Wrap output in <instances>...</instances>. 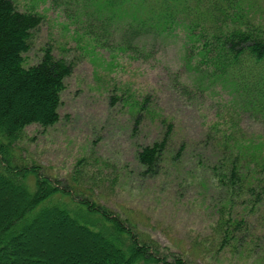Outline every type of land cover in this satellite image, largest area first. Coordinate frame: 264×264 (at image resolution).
Listing matches in <instances>:
<instances>
[{"label": "rangeland", "instance_id": "1", "mask_svg": "<svg viewBox=\"0 0 264 264\" xmlns=\"http://www.w3.org/2000/svg\"><path fill=\"white\" fill-rule=\"evenodd\" d=\"M15 2L20 10L43 16L33 31L30 50L24 53V65L37 63L46 49L74 65L62 91L59 122L48 128L27 127L17 153L63 185L73 177L93 189L83 191L158 240L165 261H174L172 252L192 264H259L256 252L254 257L249 251L243 256L229 251L211 256L216 245L209 237L215 232L216 213L212 190L206 189L208 170L197 163L201 154L205 157L201 163L210 162L205 133L219 114L229 111L231 91L225 81L193 69L185 32L177 26L149 32L145 27L130 47L126 28L142 11L114 10L102 0ZM148 94L151 104L175 127L160 172L154 176H143L137 153L167 125L147 117L139 125L129 106L130 99ZM243 124L251 132L264 133V124L253 117L245 115ZM177 157L179 162L174 161ZM15 202L13 193L0 189V214L13 210ZM54 221L34 226L25 234V251L10 256L39 259L37 264H110L100 261L96 251L101 245L96 240L85 238L68 223ZM257 227L255 232L263 237V228Z\"/></svg>", "mask_w": 264, "mask_h": 264}, {"label": "trees", "instance_id": "2", "mask_svg": "<svg viewBox=\"0 0 264 264\" xmlns=\"http://www.w3.org/2000/svg\"><path fill=\"white\" fill-rule=\"evenodd\" d=\"M102 2L114 10L143 12L126 28L130 47L145 27L148 32L180 27L193 69L230 85L229 111L219 114L205 133L210 162L201 163L200 158H205L201 154L197 163L208 170L206 189L212 190L216 213L215 232L209 237L216 245L211 256L218 258L226 251L243 256L249 251L254 257L256 252L255 261L264 264V236L255 232L257 226L264 229V133L251 132L243 124L245 115L264 124V0ZM42 21L39 12L20 10L15 0H0V189L16 197L13 210L0 214V264H37L39 259L10 255L25 251V234L34 226L54 220L96 240L101 245L96 251L100 261L192 264L172 252L174 261H165L167 255L158 240L142 234L129 218L110 211L83 191L93 189L84 188L73 177L63 185L42 171L41 165L17 153L27 127L48 128L59 122L65 80L74 69L72 62L56 57L51 49H46L37 63L24 65L33 31ZM151 103L149 94L129 100L137 124L147 117L167 125L152 143L139 147L137 158L143 176L160 172L175 133L170 117Z\"/></svg>", "mask_w": 264, "mask_h": 264}]
</instances>
